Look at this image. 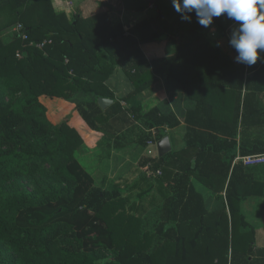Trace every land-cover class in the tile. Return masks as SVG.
<instances>
[{"label":"trees","instance_id":"obj_1","mask_svg":"<svg viewBox=\"0 0 264 264\" xmlns=\"http://www.w3.org/2000/svg\"><path fill=\"white\" fill-rule=\"evenodd\" d=\"M4 7L27 39L14 30L4 39L0 31V264H264L256 227L239 208L240 200L251 195L263 198L264 209V180L256 179L249 166L233 164L237 149L240 155L264 153V136L244 141V129L264 126L258 100L264 93V53L251 67L236 62L208 34L221 24V16L202 27L195 12L190 21L182 20L172 0H154L152 6L147 0H120L111 13L121 8L145 13L132 25L111 21L107 12L69 20L51 0H0ZM165 38H174L172 54L133 57L140 44ZM118 62L135 92L163 72L184 89L180 75L189 72L187 81L191 77L198 85L209 78L213 87L231 93L224 117L195 98L183 115V148L138 161L161 173L160 182L168 180L170 191L153 231L127 212L120 188L90 185L92 177L76 158L82 136L67 116L53 120L43 100L73 104L90 129L113 140L115 150L157 142L181 119L162 105L146 112L123 107L124 98H115L105 86ZM98 97L113 102L102 109ZM134 120L144 129L126 139L125 131L135 130ZM191 175L224 197L209 208ZM19 178L54 185L47 194L39 188L21 190L10 183ZM105 251L113 255L107 258Z\"/></svg>","mask_w":264,"mask_h":264},{"label":"crops","instance_id":"obj_2","mask_svg":"<svg viewBox=\"0 0 264 264\" xmlns=\"http://www.w3.org/2000/svg\"><path fill=\"white\" fill-rule=\"evenodd\" d=\"M51 2L53 9L57 12H65L69 20H71L76 14H79L84 18L99 12L101 13L103 8H101L100 5L105 4L102 0H51ZM121 9V13H110L111 21L119 19L123 24L128 23V25H132L145 16L144 12ZM85 10L89 11L85 13ZM228 20L229 19L226 16H221L219 20L221 21V24L217 23L216 25L211 26L208 34L223 51L230 54L235 60L237 53L230 46L229 37L231 30L236 26V22L232 20H230L231 22H228ZM174 50V38H165L140 44L138 51L133 54V57L138 58V56L142 54L147 60H149L170 55ZM109 52L110 55H112V52ZM187 75H189V72L181 74L180 78L184 80L182 86L185 85L187 87V83L189 84L188 89L186 87L184 89L183 87H177L175 84L178 82L176 80L177 78L173 77L167 79L166 73L163 72L158 76V79L155 82L145 86L140 91L135 92V85H133L123 71L122 63L118 62L115 64L110 76L105 80V86L108 91L113 93L115 98H124V100L121 101V104L127 109L133 106L139 107L140 112H146L155 106L162 105L163 110L175 111L180 117L181 123L177 127L166 128V136L169 138L170 151H179L183 148V136L186 132V124L183 121V115L188 109L195 105V98H202L205 103L210 104L213 113L217 116L224 117L231 109V93L228 89H225L222 86L213 87L209 78H203L197 85L196 82L191 80V77L188 79L189 81H187ZM54 100L56 101L55 103L62 107V109H65L69 125L73 126L82 136V150L76 154V158L82 167H84L90 174L95 186L101 187V182L104 181L113 182L120 178H124L123 180L126 178V186L128 185L129 187L136 179V174L139 170H142V167L137 164L140 158L146 155H158L156 147L157 142L149 143L147 146L131 143L120 150H115L113 148V140H106L103 136L107 135L100 131L90 129L81 119L78 112L74 110L73 104L56 98ZM258 100L261 110L264 111V93H261L258 96ZM50 112L53 113L51 108ZM133 128L135 130L132 133H128V129L125 131L127 132L126 139L136 137L135 132L144 129L139 120H134ZM262 133H264V126L255 129H244V141L247 139L246 143H248L249 141H252V139L254 140V137L256 136L262 137L264 136ZM103 145L107 147L106 151L102 150ZM238 152L237 149L236 155L239 154ZM247 168L254 170L253 176L256 179L264 180V165L249 166ZM190 177L195 190L203 196L209 208L216 204V202L218 203V201L224 197L223 192H215L205 185L197 176L191 175ZM167 181L168 180L163 181L158 185L157 194L158 196H161L159 197L160 207L163 203L164 196L170 191L168 189ZM128 187L126 189H128ZM120 190L122 193L123 189L120 188ZM150 193L154 194L153 191ZM262 202L263 198L261 196L251 195L241 199L239 202V208L245 215L246 220L256 227L255 244L257 248L264 247V209ZM246 213H249V216ZM258 232H260V243L257 242Z\"/></svg>","mask_w":264,"mask_h":264},{"label":"rangeland","instance_id":"obj_3","mask_svg":"<svg viewBox=\"0 0 264 264\" xmlns=\"http://www.w3.org/2000/svg\"><path fill=\"white\" fill-rule=\"evenodd\" d=\"M102 1L106 4V5L105 4L100 5V7L103 8L102 12H107L108 15H110L111 13L110 12L111 8L113 7L118 8L120 5V0H102ZM87 11L89 10H85V13ZM12 20H13L12 12L8 9V7L0 8V31L4 39H7L11 36V33L13 32V28L17 24L16 22L11 23ZM43 100L45 102V105L46 106L49 105L50 108L52 109L53 113L51 114L49 113V114H50V117L53 118V120L58 121V122L66 121L67 114H66L65 109H62V107H60L59 104L53 103L52 100H48L45 98H43ZM48 111H49V108H48ZM103 137L105 138L106 136H103ZM106 149L107 147L103 145L102 150L106 151ZM160 175L161 173L153 174L145 166V167H142V170H139V172L136 174V179L134 180L132 185H130L129 187L128 185L126 186L127 179L125 178V180H123L124 178L123 179L120 178L119 180L113 181V182L111 181L101 182V188L106 191H112L113 189L117 187L122 188L123 191L121 193V197L126 200L125 205L127 207L126 209L127 212L134 213L137 216H139L142 220L143 227L148 229L149 231H153L156 223L159 220V209H160L159 197L161 196H158L157 189H158L159 183H161L159 179ZM99 176H100V173H99ZM163 181H166L165 178H163ZM10 183L12 185L14 184L21 190L25 189L27 191H33L36 188H39L42 192H46L45 194H47L49 189H52L50 188V186L54 185L53 182L51 183L46 180L44 182L42 181V182L34 183L33 181L27 178H19L16 181H11ZM91 184L94 185L93 180L90 183V185ZM127 187L128 189H126ZM148 190L150 192L153 191L154 194H151ZM72 194L74 195L75 191L72 192ZM246 214L249 216V213H246ZM260 232H258L257 234L258 243L261 242V238L259 235ZM105 254L107 258L113 255L111 251H105Z\"/></svg>","mask_w":264,"mask_h":264},{"label":"clouds","instance_id":"obj_4","mask_svg":"<svg viewBox=\"0 0 264 264\" xmlns=\"http://www.w3.org/2000/svg\"><path fill=\"white\" fill-rule=\"evenodd\" d=\"M172 4L182 20L190 21L189 14L195 12L202 27L222 15L236 22L229 37L236 62L251 67L264 53V0H172Z\"/></svg>","mask_w":264,"mask_h":264},{"label":"built area","instance_id":"obj_5","mask_svg":"<svg viewBox=\"0 0 264 264\" xmlns=\"http://www.w3.org/2000/svg\"><path fill=\"white\" fill-rule=\"evenodd\" d=\"M14 32L18 33L22 40L27 39L26 33L23 31V26L18 23L13 28ZM43 43L37 44L38 47H41ZM19 53H17L18 55ZM234 163H241L244 166H256L264 164V153H255V154H248V155H236L233 159Z\"/></svg>","mask_w":264,"mask_h":264},{"label":"water","instance_id":"obj_6","mask_svg":"<svg viewBox=\"0 0 264 264\" xmlns=\"http://www.w3.org/2000/svg\"><path fill=\"white\" fill-rule=\"evenodd\" d=\"M147 1H148L150 6H152L154 3V0H147ZM97 103L102 109H105L106 107H108L112 103V100L109 98H106V97H98ZM156 147H157L158 156H163L167 152H169L170 151V143H169L168 136H164L161 139H159L156 143Z\"/></svg>","mask_w":264,"mask_h":264}]
</instances>
